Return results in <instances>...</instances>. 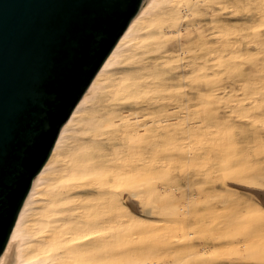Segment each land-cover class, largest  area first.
<instances>
[{
    "label": "bare ground",
    "instance_id": "bare-ground-1",
    "mask_svg": "<svg viewBox=\"0 0 264 264\" xmlns=\"http://www.w3.org/2000/svg\"><path fill=\"white\" fill-rule=\"evenodd\" d=\"M179 1L187 0H142L137 13L61 127L47 161L25 197L0 255V264H115L119 253V226L128 230L147 225L143 220L145 215L155 213L148 203L149 185L163 175L168 161L166 134L169 132L176 139L183 131L181 116L185 113L193 116L196 100L212 94L208 70L213 53L206 30L189 28L185 31L184 38L202 36V48L200 54L182 65V71L173 77L160 76L155 64L145 65L141 58L160 48L158 36H164L162 29H158L160 20L179 21ZM197 1L206 4L209 0ZM181 30L177 27L171 32L179 37ZM214 31L220 44L219 57L224 59L226 34L217 28ZM185 68H192V73L198 71L204 93L199 91L202 86L196 87V78L189 80V89L177 83L185 77ZM259 88L256 93L264 100L262 81ZM181 99L186 101L185 106ZM154 108L163 112L154 114L151 112ZM225 143L223 147L210 150L213 169L208 174L214 172L212 181L219 184L233 202L264 213L263 193L255 190L262 184L247 171L224 163L229 150L237 148L241 141L228 131ZM193 157L190 156L189 161ZM152 161L154 171L150 167ZM189 199L194 201L195 197L189 196ZM196 240L193 230L184 231L178 237L174 235L158 255L160 259L152 255L142 264H180L181 258L211 250L207 244L199 247ZM185 245L190 248L182 252ZM249 254L250 250L244 248L232 257L218 258L210 264H264L263 251L258 259H251ZM176 256L178 263L172 260Z\"/></svg>",
    "mask_w": 264,
    "mask_h": 264
},
{
    "label": "rangeland",
    "instance_id": "rangeland-1",
    "mask_svg": "<svg viewBox=\"0 0 264 264\" xmlns=\"http://www.w3.org/2000/svg\"><path fill=\"white\" fill-rule=\"evenodd\" d=\"M177 10L181 11L178 22L169 18L159 21L158 29L164 32V36H158L160 48L141 55V58L145 65L155 64L160 76L173 77L182 71V65L200 54L202 48V36L184 38L185 31L189 28L206 30L213 53H210L208 70L212 94H204L203 100H196L193 116L187 113L181 116L179 121L183 131L176 139L171 133L166 134L167 165L163 175L149 185L148 203L155 213L146 214L143 220L147 225L140 228L130 227L126 230L124 226H119V253L116 254L115 264H142L152 255L157 258L168 240L174 235H183L187 230L196 232L197 240L194 242L199 247L207 244L206 247L212 248L206 254L200 252L181 258L180 264H210L218 261V258L232 257L235 252L244 251V248L250 250L251 259H258L259 254L264 252V213L248 210L233 202L222 187L212 181L214 172L208 174V171L213 169L210 166L212 149L225 146V138L230 131L242 144L238 143L237 148L235 146L229 150L224 163L233 169L247 171L250 177L260 182L262 187L255 190L263 193L264 199V100L256 93L260 89L259 81L264 84V0H209L206 4L187 0L179 1ZM177 27L182 29L179 37L171 32ZM214 27L223 30L227 37L224 59L219 57L220 44ZM178 43L183 47H178ZM189 49L194 50L191 52ZM183 72L186 73L185 77L177 83L189 89V80L196 78V87L202 86L198 90L204 93L198 71L192 73V68H185ZM180 101L183 106L186 105L185 100ZM151 112L157 114L163 110L154 108ZM192 117H195L194 120ZM252 136L257 138L253 139ZM251 141L257 142L256 146ZM190 156H194L191 161ZM150 167L154 171L153 161ZM189 196L195 197V200L191 201ZM188 247L183 246L182 252H187ZM178 258L176 256L172 260L178 263Z\"/></svg>",
    "mask_w": 264,
    "mask_h": 264
},
{
    "label": "water",
    "instance_id": "water-1",
    "mask_svg": "<svg viewBox=\"0 0 264 264\" xmlns=\"http://www.w3.org/2000/svg\"><path fill=\"white\" fill-rule=\"evenodd\" d=\"M142 0H0V255L63 124ZM46 92L43 124L16 112ZM35 115V114H34Z\"/></svg>",
    "mask_w": 264,
    "mask_h": 264
},
{
    "label": "snow or ice",
    "instance_id": "snow-or-ice-1",
    "mask_svg": "<svg viewBox=\"0 0 264 264\" xmlns=\"http://www.w3.org/2000/svg\"><path fill=\"white\" fill-rule=\"evenodd\" d=\"M45 96L46 92L43 89H38L34 97L21 104L16 112L19 131L26 137L33 132V120L41 125L43 124V106L48 103L44 98Z\"/></svg>",
    "mask_w": 264,
    "mask_h": 264
}]
</instances>
